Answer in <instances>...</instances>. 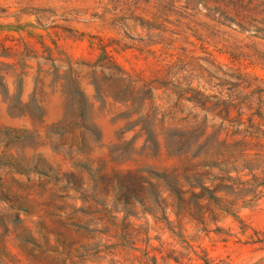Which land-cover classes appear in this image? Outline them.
I'll return each instance as SVG.
<instances>
[{
  "label": "rangeland",
  "instance_id": "374dc122",
  "mask_svg": "<svg viewBox=\"0 0 264 264\" xmlns=\"http://www.w3.org/2000/svg\"><path fill=\"white\" fill-rule=\"evenodd\" d=\"M3 45L12 58L0 65L11 88V98L0 95V126L8 129L0 133V248L4 239L10 257L0 256V264H62L64 256L45 253L48 245L63 251L46 230L56 220L49 213L76 224L64 232L66 264H204L205 255L214 264H260L264 244L253 241L264 234V198L240 209L244 232L225 215L217 224L225 233H217L210 221L204 228L171 211L138 207L134 215L106 218L95 211L118 207L105 174L172 168L176 128L194 123L196 114L202 119L204 112L186 101L171 114V71L184 88L191 76L193 88L213 97L219 81L205 61L236 69L251 82L248 114L256 113L264 88V0H0V55ZM118 68L137 80L135 89L116 76ZM23 72L20 109L33 116L13 118L8 108L18 106L12 96ZM154 82L165 86L149 90ZM41 87L44 95L33 98ZM80 103V122L91 132L76 126ZM136 120L142 124L121 135ZM68 124L75 134L60 135ZM150 139L163 144L160 157ZM153 182L167 197L165 184ZM146 196L153 203L157 190ZM117 240L125 246L110 255L106 245Z\"/></svg>",
  "mask_w": 264,
  "mask_h": 264
},
{
  "label": "trees",
  "instance_id": "16d2710c",
  "mask_svg": "<svg viewBox=\"0 0 264 264\" xmlns=\"http://www.w3.org/2000/svg\"><path fill=\"white\" fill-rule=\"evenodd\" d=\"M3 50L5 54L0 55V65L7 64L4 59L12 58L8 53L11 48L3 45ZM205 62L216 68V79L219 81L217 85L219 91L213 97L206 96L193 88V77L185 78L189 83L184 88V83L180 80L178 73L172 71L170 73L172 77L170 91L173 96H176L171 105V114L175 115L179 111L182 101L193 104V108L204 112L201 120L196 114L195 119L198 120L194 123H187L185 129L176 128L173 138L179 145L178 153L168 151L169 159H174L176 164L163 171L146 167L105 174L106 188L113 192L112 197L118 207L103 205V209L97 208L95 212L103 218L111 217L114 212L134 215L139 207L145 213H154L158 210L166 215L168 211H171L177 218L192 219L204 228L208 225L207 221H210L217 233H225V229L217 225L221 216L225 215L233 217L241 224L240 229L245 231V224L239 215L240 209L253 208L260 199L264 198V137L261 136V134L264 135V88L257 91L258 107L256 113L250 116L248 112L252 109L254 102L252 104L248 92L252 86L249 78L239 74L236 69H225V66L216 65L209 60ZM96 66L107 67V63H100ZM205 71L210 70L206 67ZM25 76L24 72L16 76L21 87L17 94L12 96V99H18V106L8 108V113L13 118L33 116L20 109V107H25L21 100ZM116 76L129 81L134 89L137 87V80L125 70L118 68ZM8 77L7 73L5 75L0 73V95L5 98H11V88L6 82ZM58 80L59 78L57 82ZM256 80L260 81L258 78ZM157 85L165 86L160 82H154L149 90L158 89ZM148 87L149 85H145L143 89ZM38 91L44 95L45 91L41 87L39 90L36 89L33 98L39 94ZM78 96L84 97V93L79 92ZM39 109L45 117L46 110L43 107ZM78 111L77 128L84 132H91L80 122L84 116L82 103ZM130 113L135 114L133 107ZM209 116L212 118L209 119ZM141 124L139 120L130 122L121 130V135H125ZM2 130L8 131L0 126V133ZM75 130L68 124L60 130V135H74ZM144 130H147L145 123L141 131ZM135 142L136 138L133 143ZM148 142L157 149L156 156L160 157L163 144L151 139L146 141ZM144 174H148L149 177ZM153 179L165 184L167 197H163V191L157 183L153 182ZM151 188L157 190V197L153 203L146 196L147 189ZM48 215L56 220L52 222V225H47L46 230L49 234L56 236V241L63 251L59 252L57 248L48 245L45 253L56 252L64 256L62 264H66V260L70 257V245L65 239L64 232L75 228L76 224L71 219L63 218L55 213ZM257 237L253 243L264 244V234L260 236L258 233ZM1 244V258L3 255L10 257L4 239ZM124 246L125 243L122 240H117L112 245H106L107 253L115 255ZM201 260L204 264H214V261L206 255L201 257ZM261 263H264V259L260 261Z\"/></svg>",
  "mask_w": 264,
  "mask_h": 264
}]
</instances>
